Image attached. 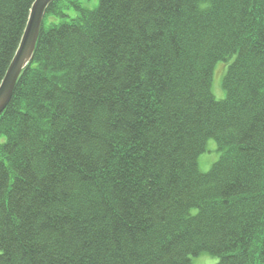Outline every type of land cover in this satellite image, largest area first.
Instances as JSON below:
<instances>
[{
    "label": "trees",
    "instance_id": "trees-1",
    "mask_svg": "<svg viewBox=\"0 0 264 264\" xmlns=\"http://www.w3.org/2000/svg\"><path fill=\"white\" fill-rule=\"evenodd\" d=\"M33 3L0 0V83ZM201 254L264 264V0L54 1L0 114V264Z\"/></svg>",
    "mask_w": 264,
    "mask_h": 264
},
{
    "label": "water",
    "instance_id": "water-1",
    "mask_svg": "<svg viewBox=\"0 0 264 264\" xmlns=\"http://www.w3.org/2000/svg\"><path fill=\"white\" fill-rule=\"evenodd\" d=\"M54 1L56 0H34L30 8L19 46L0 83V114L8 105L21 74L32 60L41 23L48 6Z\"/></svg>",
    "mask_w": 264,
    "mask_h": 264
},
{
    "label": "rangeland",
    "instance_id": "rangeland-1",
    "mask_svg": "<svg viewBox=\"0 0 264 264\" xmlns=\"http://www.w3.org/2000/svg\"><path fill=\"white\" fill-rule=\"evenodd\" d=\"M81 3L84 8L92 9L97 4V0H91L86 2L85 0H81ZM30 12V11H29ZM70 15H75L74 12H70ZM29 16V14H28ZM28 20V18H27ZM27 23V22H26ZM42 24V23H41ZM26 26V25H25ZM21 40V39H20ZM19 46V45H18ZM221 64H218L216 68H218ZM221 76V72L215 75V85H216V93H219L218 84ZM215 99L223 98V92L220 90V95L213 93ZM219 153L216 152V147L214 141H209L206 146V152L202 154L198 159V168L201 172H206L209 168L210 164H213L218 159ZM218 260L208 254H201L196 258H192V264H217Z\"/></svg>",
    "mask_w": 264,
    "mask_h": 264
}]
</instances>
